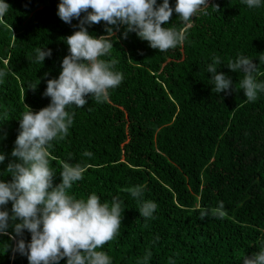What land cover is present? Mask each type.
I'll return each mask as SVG.
<instances>
[{"label": "trees", "instance_id": "trees-1", "mask_svg": "<svg viewBox=\"0 0 264 264\" xmlns=\"http://www.w3.org/2000/svg\"><path fill=\"white\" fill-rule=\"evenodd\" d=\"M7 2L9 13L0 20V68L8 71L0 84V114H7L0 121L6 157L0 179L11 180L7 166L17 159L19 119L28 106L38 111L50 103L46 81L58 77L69 54L66 37L79 21L58 16L59 0ZM208 3V15L194 17L185 43L164 52L134 32L124 38L121 26L104 58L117 61L122 83L110 90V102L89 98L75 108L69 135L51 149L54 184L65 161L83 163L84 177L71 190L77 198L95 192L102 202L111 204L114 196L124 202L119 233L104 245L113 264H138L146 256L148 264H243L264 245V93L248 102L240 88L244 73L227 67L239 54L254 57L257 78L264 79L258 59L264 55V8L249 9L242 0ZM168 23L162 26L185 27L175 12ZM88 30L105 34V22ZM44 46L52 56L42 65L33 57ZM212 55L222 58L218 71L232 77L233 89L215 93L205 71ZM29 82L39 83L37 89H28ZM85 150L94 155L84 157ZM136 185L146 186L144 198L159 205L152 218L141 216L130 194ZM221 201L223 218H200L201 209ZM25 239H31L27 230ZM14 243L0 236V264H29L11 247L5 250Z\"/></svg>", "mask_w": 264, "mask_h": 264}, {"label": "clouds", "instance_id": "clouds-1", "mask_svg": "<svg viewBox=\"0 0 264 264\" xmlns=\"http://www.w3.org/2000/svg\"><path fill=\"white\" fill-rule=\"evenodd\" d=\"M242 3L249 9L264 8V0ZM214 6L219 12V6ZM10 7L7 0H0V20ZM209 7L208 0H175L174 6L170 0H59L58 16L68 24L78 20V30L66 37L69 54L62 60L58 77L46 81L43 95L50 97V103L38 111L28 106L29 110L19 119L20 130L12 150L17 159L7 166L12 179H0V236L15 242L11 246L5 244V250L11 247L13 256H26L29 264H60L64 258L66 264H113L104 245L119 233L124 202L117 196L111 204L102 202L95 192L77 198L71 190L84 177L87 168L83 163L65 161L59 173L61 180L54 184L57 173L52 167L51 149L54 142L69 135L75 108H83L89 98L98 103L110 102V90L122 83L124 74L116 70L117 61L104 58L111 55L121 26L124 38L134 32L151 48L164 52L183 45L194 17L208 15ZM174 12L185 23L184 28L162 26L169 24ZM101 21L105 22V34L90 33L89 26ZM34 52V61L42 65L46 57L52 56V49L45 46ZM253 58L239 54L227 64L232 71L244 73L240 88L248 102L257 101L264 93V79L257 78ZM258 59L264 61V55ZM222 63L219 55H212L205 67L206 73L212 74L210 79L217 94L234 86L231 76L218 71ZM7 75V69L0 68V84ZM38 84L29 82L28 89L36 90ZM6 115L0 114V121L6 120ZM93 155L89 150L83 153L84 157ZM5 158L0 152V163ZM145 187L133 186L130 194L140 202L141 216L152 218L159 205L144 198ZM9 202L11 209L7 207ZM209 214L223 218V202L215 209L199 211L201 219ZM25 230L31 234L30 240L25 239ZM138 264H148V257ZM243 264H264V245L251 257H245Z\"/></svg>", "mask_w": 264, "mask_h": 264}]
</instances>
